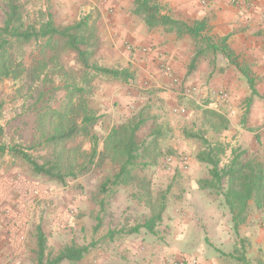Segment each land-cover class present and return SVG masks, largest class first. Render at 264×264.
Listing matches in <instances>:
<instances>
[{
  "label": "rangeland",
  "instance_id": "obj_1",
  "mask_svg": "<svg viewBox=\"0 0 264 264\" xmlns=\"http://www.w3.org/2000/svg\"><path fill=\"white\" fill-rule=\"evenodd\" d=\"M19 3L27 24L43 23L50 18L56 27L64 28L77 22L67 21L69 16L77 17V10L71 14L68 7L62 8L68 5L63 0H19ZM2 4L0 0V5ZM67 11L68 15H64ZM2 17L0 11V26ZM33 51L34 46L27 48L25 59L27 67L31 64ZM71 59V56H65L64 62L72 66ZM208 60L211 59L204 61L209 62L207 65L211 66ZM112 61L114 58L101 47L96 56L97 65L109 69L121 68L122 64L119 61L115 63ZM123 69L129 70L126 67ZM59 80L55 78L50 87L41 82L30 84L25 78L0 81V146H18L40 161L41 156L46 153L40 147H35L38 139L34 131L36 113L42 107H57L60 104L64 91H52L61 86ZM128 83L108 77H100L94 82V90L89 96L88 103L98 117L97 123L93 126V132L99 139L98 151L102 149V142L109 127H105L103 122L108 109L101 105L98 99L99 92L105 86H121ZM185 83L181 82L178 91L182 92L186 88ZM41 91L50 94L46 100L38 102V93ZM145 96L144 105L148 104L151 107L150 114L156 116V125L162 126L165 133L160 141L163 152L167 150L174 152L171 155L165 154L156 166L144 170L154 192L167 191L166 209L161 223L155 229V235L148 234L144 229L130 233L131 229L145 222L149 217V210L134 197L133 187L103 185L118 170V166L111 162L104 161L85 171H78L77 169L81 168V161L71 157L75 177H67L65 184L61 185L33 175L30 168L21 160L5 154L0 155V223H2L0 264H34L37 227L45 234L46 252L52 256L67 245L94 244L82 261L62 264H153L159 263L158 258H154L156 255L164 256V259L161 257L160 264H165L166 259L188 264V260L192 259V253L198 252L195 248L198 239V242L208 247L212 254L216 252L222 256L225 264H244L240 260L241 256L248 264H264V213L257 212L252 207L246 222L240 225L238 232L235 233L230 214L222 204V198L206 191L198 190L200 195H192V209L178 210L179 215L183 213L182 217L186 212H191V218L198 222L189 234L193 241L178 242L173 238L169 239L172 233L167 222L173 219H166L165 214H168L170 205L172 207L181 203L187 190L189 193L195 190L193 183L206 176L203 165L194 159L195 153L201 147L200 142L186 139L183 130L202 133L210 140L215 139L224 143L225 152L221 157L220 166L228 163L231 154L222 135L225 131L215 135L208 132L203 123V108L195 101L179 95L185 100L180 99L182 106L179 108H184L185 113L179 115L162 108L164 99L157 92L152 91ZM143 106L134 109L125 121ZM150 124L148 122L138 132L141 140L148 137ZM76 146L85 151L90 148L89 143L81 138L67 144L68 148ZM255 154L264 162L263 151H255ZM71 156H74L73 152ZM200 197L204 198L203 201ZM206 199L211 201L210 210L208 205L204 204ZM216 221H220V232L216 230L217 226H213ZM196 227L199 230H195ZM157 246L171 250L177 247L178 252L175 250L177 253L174 254H156Z\"/></svg>",
  "mask_w": 264,
  "mask_h": 264
},
{
  "label": "trees",
  "instance_id": "obj_2",
  "mask_svg": "<svg viewBox=\"0 0 264 264\" xmlns=\"http://www.w3.org/2000/svg\"><path fill=\"white\" fill-rule=\"evenodd\" d=\"M2 3L0 81L25 78L30 84L41 82L50 87L54 79L59 78L61 86L52 91L62 90L65 94L57 107L37 110L34 131L38 139L35 147H40L46 153L40 161L18 146L1 145L0 155L8 154L17 158L30 168L33 175L61 185L65 184L67 177H75L71 157L81 161L78 171H85L104 161L111 162L118 166V170L103 185L133 187L134 197L149 210L145 222L131 229L130 233L144 229L148 234L155 235V229L161 223L166 209L167 191L154 192L144 170L156 166L165 154L174 153L172 150L163 152L160 146L165 134L162 126L156 125L157 118L150 114L151 107L146 104L127 121L113 127L103 139L102 149L98 151L99 139L93 132L98 117L88 103L98 78L108 77L126 82L131 73L127 69H109L97 65L96 56L101 43L95 25L89 24V19H81L64 28L56 27L50 18L43 23L27 24L19 0H2ZM130 13L149 30L162 28L164 32L173 33L177 39H190L193 52L186 76L196 70L201 60L221 56L245 79L250 90L247 102L254 96L259 97L251 71L248 66L239 63L238 57L228 45V36L212 35L206 19L190 22L175 19L164 12L158 0H132ZM33 46L31 64L27 67V48ZM65 56L72 57V66L64 62ZM211 62L215 63L214 60ZM49 94L39 92L37 101L46 100ZM206 104L204 101L199 106L203 108V123L208 132L215 135L227 131V117L221 112L205 108ZM148 122L151 123V130L148 137L141 140L138 132ZM183 136L200 142L201 147L194 159L203 165L206 176L196 180L198 190L222 198L235 233L246 222L252 207L264 213V162L255 153L234 149L228 163L220 166L225 152L224 143L188 130H183ZM76 138L86 140L89 150L77 146L68 148L67 144ZM72 152L74 156H71ZM35 245L34 264L78 263L94 247L93 243L87 246L67 245L52 256L46 252V236L40 227L35 231ZM240 260L248 264L243 256Z\"/></svg>",
  "mask_w": 264,
  "mask_h": 264
},
{
  "label": "crops",
  "instance_id": "obj_3",
  "mask_svg": "<svg viewBox=\"0 0 264 264\" xmlns=\"http://www.w3.org/2000/svg\"><path fill=\"white\" fill-rule=\"evenodd\" d=\"M63 1L68 5L62 8L68 7L71 14L77 10V17L69 16L67 21L89 19V24L95 25L97 29L101 47L114 58L112 63L119 61L122 66L118 70L126 67L131 73L128 84L105 86L99 92L98 99L101 105L108 109L107 116H103L105 127L109 126L105 135L113 126L123 123L131 116L134 109L143 106L145 94L152 91L163 97V109L172 111L173 108L182 106L180 101L182 98L179 95H184L178 91L180 87H174L170 79L162 73V65L167 64L179 79L180 86L181 82H186L185 87L196 86L202 90L221 88L230 93V107L220 109L229 121L228 130L222 135L230 154L237 148L249 153L264 152V0H241L238 4L232 3V0H158L164 12L173 18L185 22L206 19L212 35L228 36V45L238 57L239 63L248 66L255 79L259 97H252L250 102H247L250 90L245 79L221 56L211 57L208 61L211 64V61L215 62L211 66L207 65L209 62L201 60L196 70L186 76V68L193 52L190 39L188 37L177 39L173 33L164 32L162 28L149 30L131 15L132 0ZM69 11L64 15H68ZM186 99L200 105L192 98ZM193 187L195 190L192 193L187 190L181 199L182 202L172 207L170 205L168 214H165L166 219H173L167 222L171 227L170 240L173 238L178 242L193 241L189 234L198 222L191 218V212H186L184 217L183 213L178 214L180 208L192 209V195H200L195 182ZM206 201L204 204L208 205L209 210L212 209L211 201L208 199ZM219 222L213 223V226H217L218 232ZM1 227L2 223L0 236ZM195 230L199 228L196 227ZM198 241L199 239L195 242L198 243L197 247L192 245L198 251L192 253V258L198 260L199 264H225L222 256L216 252L212 254L208 247L202 246ZM156 250V254L161 255L178 252L177 247H175L177 252L160 246H157ZM156 257L159 263L153 264H160L161 257L164 259V256H154Z\"/></svg>",
  "mask_w": 264,
  "mask_h": 264
},
{
  "label": "built area",
  "instance_id": "obj_4",
  "mask_svg": "<svg viewBox=\"0 0 264 264\" xmlns=\"http://www.w3.org/2000/svg\"><path fill=\"white\" fill-rule=\"evenodd\" d=\"M241 0H232V3L238 4ZM145 52L146 50H142ZM162 73L167 76L171 84L174 87H180V81L179 79L173 74L172 69L167 64L162 65ZM182 95H184L186 98H192L196 100L200 105L204 101L207 102L205 105V108L213 109L215 111L221 112V108H229L231 105V96L230 93L221 88H210V89H204L202 90L200 87L191 86L186 87L182 91ZM172 113L183 115L185 113L184 108H173ZM165 264H184L183 262H178L176 260L166 259ZM188 264H199L198 260L195 258H192L188 260Z\"/></svg>",
  "mask_w": 264,
  "mask_h": 264
}]
</instances>
